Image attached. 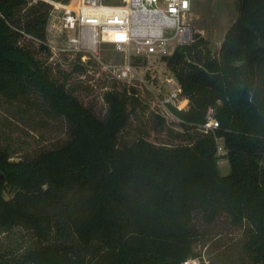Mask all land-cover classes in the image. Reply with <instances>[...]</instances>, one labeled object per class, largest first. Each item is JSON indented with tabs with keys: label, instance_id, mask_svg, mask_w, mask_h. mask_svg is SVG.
I'll return each instance as SVG.
<instances>
[{
	"label": "trees",
	"instance_id": "1",
	"mask_svg": "<svg viewBox=\"0 0 264 264\" xmlns=\"http://www.w3.org/2000/svg\"><path fill=\"white\" fill-rule=\"evenodd\" d=\"M234 1L237 17L217 51L194 33L162 58L188 99L186 110L168 107L186 137L156 145L132 121L149 109L148 90L112 79L89 95L75 84L81 54L62 52L64 64L48 65L52 6L0 0V93L33 91L70 126L65 144L33 158L10 160L0 149V235L32 237L2 251L0 264H183L200 259L195 212L205 223L226 214L244 226V264H264V0ZM209 116L213 130L203 127ZM61 219L63 228L54 224Z\"/></svg>",
	"mask_w": 264,
	"mask_h": 264
},
{
	"label": "rangeland",
	"instance_id": "2",
	"mask_svg": "<svg viewBox=\"0 0 264 264\" xmlns=\"http://www.w3.org/2000/svg\"><path fill=\"white\" fill-rule=\"evenodd\" d=\"M43 1L51 5L49 0ZM31 4L29 3L28 6ZM237 7L238 3L234 0H192L193 16L190 24L193 33L200 34L207 41L212 52L218 50L226 31L235 21ZM52 10L53 6L46 24V42L52 50V57L48 61L50 67L57 62L64 64L61 53H69L59 49L62 41L54 28L56 19L53 15L56 13ZM66 57L70 59L72 54ZM101 58L103 61H123L121 53L116 52L113 45L109 43L102 45ZM82 63L85 64V69L75 78L76 86L86 90L89 95H102L111 85L112 78L103 71L98 61L90 59ZM151 65L158 83L166 77L173 76L162 59H153ZM138 86L148 90L152 96L149 89L140 84ZM164 88L162 92L165 91ZM156 91L157 89H154V92ZM152 103L153 96L148 104L149 109H144L132 119L137 134L145 135L150 142L156 145L183 143L186 133L177 125L178 120L167 110L157 105L153 107ZM156 115L165 120L163 124L159 125ZM69 139L68 122L55 114L48 103L37 93L25 91L17 97H9L0 93V149L4 148L10 152V160L36 157L41 152L62 146ZM219 170L221 174H227L229 172L228 161L219 165ZM3 194L5 198L12 196L8 189H5ZM64 222L61 219L55 221L54 224L63 228ZM191 224L200 233L199 239L195 242V251L200 259H190L183 264L245 263L244 226L232 224L226 214H220L212 223H205L199 212L193 214ZM66 232L68 235L69 232L66 229L62 234L66 235ZM31 238L29 233L19 229L9 235L1 234L0 253L8 250L12 253L20 251L23 245L30 242Z\"/></svg>",
	"mask_w": 264,
	"mask_h": 264
},
{
	"label": "built area",
	"instance_id": "3",
	"mask_svg": "<svg viewBox=\"0 0 264 264\" xmlns=\"http://www.w3.org/2000/svg\"><path fill=\"white\" fill-rule=\"evenodd\" d=\"M49 1L56 13L54 28L62 41L60 51L81 54L84 63L98 61L114 80L129 86L143 85L152 93L153 107L187 109L188 99L182 96L174 75L158 83L151 61L170 56L177 47L193 42L192 0ZM105 43L121 53L122 62L102 60ZM203 127L213 130L217 122L209 116ZM216 141L219 167L227 161V150L221 140Z\"/></svg>",
	"mask_w": 264,
	"mask_h": 264
},
{
	"label": "water",
	"instance_id": "4",
	"mask_svg": "<svg viewBox=\"0 0 264 264\" xmlns=\"http://www.w3.org/2000/svg\"><path fill=\"white\" fill-rule=\"evenodd\" d=\"M4 181V176L3 174H0V184Z\"/></svg>",
	"mask_w": 264,
	"mask_h": 264
}]
</instances>
